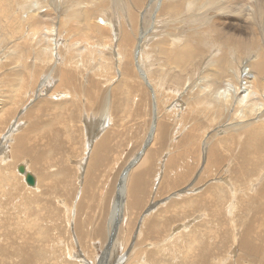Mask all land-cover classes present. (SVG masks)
I'll return each instance as SVG.
<instances>
[{"label": "bare ground", "instance_id": "6f19581e", "mask_svg": "<svg viewBox=\"0 0 264 264\" xmlns=\"http://www.w3.org/2000/svg\"><path fill=\"white\" fill-rule=\"evenodd\" d=\"M131 3H134V7L133 5H131ZM111 7L113 9L115 7V10L117 7L119 9V12L117 11L113 12V10L110 11L112 9ZM137 8H139L140 10H138ZM109 11L110 13L113 12L116 15V17L119 16L120 18L117 19L116 21L111 20L106 15L109 13ZM113 18H115V16ZM1 27H5V28L9 27L10 28L9 30L13 32V34L9 36L1 37L0 41L2 44L3 42L6 43L7 39L14 38L15 35H19L20 38L19 40L15 42L12 40L14 42L13 45H10V47H6L7 49H4V52L0 51V59L5 60L7 57H9L12 60V62L15 64L13 65L12 68H15V70L20 71L21 73L19 75H21L22 80L26 81L27 83L31 81L32 79L34 80V78H36L35 69L37 65H41V67L46 66L47 68H49L50 73L42 77L43 78L42 82H40L41 86L39 87L38 85V88L34 92L35 93L34 95H36V97L38 98V97L45 96L46 94L47 95L49 94V98L51 97V98H55L54 100H58V103L56 104L55 107L60 111L59 114H62V116H64L63 117L64 121H61V122H65L67 125L68 124L70 125L68 120L70 119L73 120L76 117L73 115V111L71 110L72 107L71 108L68 107L69 106L68 104L70 102L69 98H74V99L76 98L79 101V103L80 102L81 103L77 105L76 103H73V104L75 105V107H79V105H81V107L84 110V108H86L88 104L86 100L84 99V97L88 96L90 99L89 103L92 102V99H93L92 94L97 88V85L94 86V88L92 89L88 86L90 77L87 78L85 85H82L84 83H81L78 85L77 83L78 80L76 81L77 77L82 75V76H85L86 78L87 77L86 75H88V73L90 72L93 73L94 70H95V74L102 72L100 76H103L106 72L105 70L107 69V66H105L107 64L103 62L105 61V59L108 61V59L112 60L114 57H116V62L119 66V69L121 67L122 68L124 67L128 75V72L130 71V66L127 65L126 62L131 63L132 57H133V62H134L133 68H135L134 70L135 73H138L140 78L143 80V83L146 86L148 84V86L152 89L154 98L150 94L151 105L149 104L150 106H152V110H151L152 120H151V124H149L150 129L148 130L149 133H148L146 144L144 146L145 148L143 147V149L139 151L136 157L133 160H131L129 166L121 173L122 175H120L121 182L119 181L117 192H116V194H118L117 200L115 204L113 205V208L109 216L110 218L108 220V235L106 234L107 235L106 241L108 244H107V248L105 252L107 256L105 258L103 257L100 260L99 264H102V263L111 264L112 262H113L112 264H242L244 262V261L242 262L243 257H248L250 259L249 261L245 263L250 262V264H264V258L262 257L260 258V255H259L260 253H264V245H263L264 232L262 231V228H264V180L261 178L263 180L262 184H260L261 186L258 189H255L257 181H259L260 177H262L263 174H261L260 172L261 174L260 177H258L259 173L258 175L250 176V174L252 173L250 171L254 170V168L256 167L258 168V166H260L261 163H264V50L263 49L260 50V48L257 45L258 42H264V0H0V28ZM133 34H136V37H134ZM149 42H152L151 45L152 44L154 45L150 49H149ZM249 42L250 44L252 42L257 43V44L253 43L255 44L254 50L251 48L252 45L251 46L247 45V47L250 46L249 49L253 50V51L251 50L252 52L251 51L250 52L251 53L254 52V55L249 53V55L247 54L249 57H243L244 55L240 54L239 52H241V50L244 52V50H246L245 49L246 47L245 45H243V43L249 44ZM91 44L94 46L93 49L88 48V45H91ZM233 47L236 49L235 51ZM158 48L162 50L163 52L160 53L159 55L156 53L155 55L164 56V58H166L165 56H167V60L169 61L168 64L161 63L163 62L162 60L159 61V58L157 59L152 55L153 53H155V51H158L157 50ZM218 48H221V49H218ZM261 48H263V46ZM212 49H218V50L217 52H214ZM236 51H239L238 54L235 53ZM247 51L249 52V50ZM107 53H108V57H107ZM111 55L114 57L112 58ZM96 59L99 60L98 64L96 63L95 67H91V64H93ZM143 59H147V61H149V63L151 64L150 66L148 65L149 69L151 70L150 75H148L147 71L144 69L145 67H143L144 64L146 65V63L143 62ZM196 59H201L203 62L201 61L202 63H200L196 61V62H193L192 64V60H196ZM135 61H137V64ZM15 62L17 63V65ZM122 62L126 64H124L123 66L121 65ZM158 63H159L158 66H160L161 64V70L158 69V71H160L161 73L160 74L161 77L158 79L161 80L162 78L161 82L166 80L167 78H170L172 82L174 80H176L177 82L184 80L185 88H184V91L182 90V93H184L185 91L186 92L188 91L187 94H189V90L190 91L194 90V92H196V95H198V97H190L193 94L191 92L189 96H183L186 92L183 95H178L182 93L181 92L180 93L171 92L172 90H168L169 87L165 86L167 88L166 89L165 87L161 86L162 85L161 82H158L157 84L155 77H154V74L157 75V73L156 72L154 73V71L152 72V67L155 68ZM173 65L174 67L176 65L179 69L177 70L175 68L176 70L174 72H172V70L170 69L164 70L165 68L162 70V68L165 66L172 68ZM192 68L197 71L195 72V75L197 77L189 76V72L190 70H192ZM39 70L40 69L38 68V71ZM115 70H117V68ZM195 70H193V72ZM176 71H180V72L183 71V73L186 72V76L184 75V77H182L183 76L181 75L182 72L181 73L179 72L178 74ZM43 72L41 73L42 75L44 74ZM123 73L121 74L122 76H123ZM41 74H40V77H41ZM36 75H38V72ZM157 77H159V75H157ZM53 78H56L58 82L60 81L59 85L58 86L56 85L55 90L52 85H54L55 84L54 82L57 80ZM187 79L191 81V84H194L193 87L187 84L188 83ZM10 80H8V82H10ZM134 82L136 83L135 80ZM123 83L124 82H122V84ZM159 83L161 84L159 85ZM164 84L165 82H163V85ZM127 86L128 84H126L125 87ZM49 90L52 93L51 92L48 93ZM114 90H117V89H115L114 87ZM11 91L12 93L16 92V89L13 88ZM112 92L113 90L111 92L110 91L107 92L106 94H102L101 95L102 102L99 104V106L101 107L100 114L102 113L103 117H105V119L103 120L105 124L103 125V122H102V125H103L102 129H100L99 127V130L104 131L103 134L108 130L107 125H110L109 122H111L110 120H112L111 118H113L112 113H115L114 111L116 110L115 105H113L114 102H113ZM65 98L67 99L68 104L63 103V99ZM125 98L127 97L125 96ZM192 101L194 103L196 102V108H197V109L195 108L196 110L194 109L196 113L194 111L192 113V114L195 113L194 116H190L193 110ZM29 102H31V100ZM1 104L2 103H0V105ZM26 104H29V103L27 102ZM163 104H165L166 107H164ZM3 105L6 106V104H3ZM4 106L0 107V114L3 113V111L5 110ZM27 106L28 105H25L21 113L17 114L16 119L14 120L13 124L11 125L10 128H8L9 129L8 133H6V135L1 133L5 136L4 139L2 140H4V142L6 141L5 142L6 144L3 145V141L0 140L1 141L0 143L1 145L0 146V161L1 162H7L9 160L7 151H9L8 145L12 139H14L15 142H17V144L21 146H25L23 145V142L26 143L28 141V139H26L27 140L26 142L24 141V138H25V136L23 135L24 133L20 134L19 136L17 135L21 131L20 129L22 128L21 127V124H22L21 117L23 116V113H25V111L28 110ZM186 107L188 108V110L186 109ZM121 110L122 109H120L119 112ZM180 111H181V114L179 113ZM172 112L176 115L179 114L178 118L173 117V120L177 122L178 126L183 124L184 122L183 120L186 119V118L184 119L185 115H189L188 119L190 120L191 118L197 120V123L195 125L192 124L193 129L191 133L194 134L193 136L194 140L191 142L193 143V145H191V148L194 149V146H195L194 143L200 141L198 158L199 160H201L202 158V163L200 162L201 164H204V163L206 164L205 171L207 172L209 170L208 168L212 167L215 169L216 168L221 169V171L224 170L225 172V175L223 177L222 175L219 176V178L222 177L220 179L222 182L221 184H219L221 188L219 189H222V192H223V195L220 196V198L218 199L219 201L214 203V201H212L211 198L207 196V193H206L205 198L207 201L212 202L213 205L216 206V208L218 205H220L219 208L216 209V211L217 213H221L224 216L226 215L225 214L226 213L225 204L227 200L226 202H223V201L227 197L230 198L229 200H232V199L234 200V201L232 200L234 203L228 204L229 206L227 210H228L229 215L232 217L231 219L232 228H233L232 233L235 234V235L233 234L234 241L233 242L231 241V242L234 243V245H238L237 247H241L242 248L241 251H243L242 254H237L238 255L237 259L234 257L233 258L228 257L229 254L227 255V252H224L226 248L222 250L221 245H219L217 242H216V245L218 244L217 249L214 246L215 245L214 238L216 237L215 239H217L218 242L220 241V243H222V239H224L223 236L227 234L226 231L223 233V236L222 234L219 235V233H216V234L214 233L215 234L214 238H212L213 236H210V238H212V240L214 241L213 242L214 244H210V243L207 244V241L203 239L206 233L200 232L201 234H198L197 232L191 230L189 225H185L182 227L178 226L175 231L171 232L170 236H167V234L165 233L167 231H162V228L165 225L164 223H166L165 222L166 219L163 222L160 220L159 221L157 220L155 221V224H153V221H152L150 225L152 229H149L150 232H147L146 235H144V237L142 238L141 243H138L137 239H139L143 235L142 224L144 223V221H146L145 218L151 212V210H154L157 208V205H153V206L151 205L152 207H150V209H148L147 212H145L143 217L140 218L141 220L139 222L140 228L138 232L136 233V236L138 237L136 240L131 237V234L123 235L122 237L120 236L119 229H120L121 224L124 222L125 211L126 209H129L127 208L128 207L127 205L128 195L131 193V191H129V185L131 184V182L132 183L136 182V185L138 186V184L141 183V180L144 179L143 175L145 174L147 170L143 171V169H145V165L147 164L148 160H150V158L153 156L151 153H149V148L150 146L153 147L152 144L157 136L160 135L163 139L166 138L167 133L170 129L166 119L169 115H172ZM92 113L93 112H91V114ZM10 115L12 114L10 113ZM110 115H111V118L108 119ZM97 117H99V114ZM56 118L58 117L56 116ZM100 119H102V116ZM106 122H108V124H106ZM203 122L207 124V126L202 127ZM62 124L60 125L62 126ZM66 124H65V127H66ZM61 126H58V127H61ZM178 126H177V129L179 130ZM24 127L25 126H23V128ZM48 127H49L48 130L51 129L50 126ZM184 127H186V123ZM54 128L56 127L54 126ZM54 128H52V130ZM32 131L31 132L33 134L37 131L36 126L33 125ZM196 131H199V132L201 131L200 132L201 134L200 133H199L200 135L197 134ZM46 132L49 133V131H46ZM58 133L59 131L57 132V134ZM177 134H178V131H177ZM196 134L197 136L195 137ZM66 136L65 138H67ZM102 136L100 139H102ZM188 137H187V140H189ZM69 141L71 140L69 139ZM87 142H88V145L86 147V151H88L87 148L88 147L90 148V146H91L90 149H92V146H94L97 143V140L95 138H91L90 140H87ZM181 143L182 142H180V144ZM188 143H190V141ZM51 144L52 143H50V145ZM196 145L198 146V143ZM102 146L104 145L102 144ZM188 146L186 147L188 148ZM41 147L44 148L43 146ZM167 147L169 146L167 145ZM22 148L23 147H21L20 149ZM63 148H66V146L65 147L63 146ZM224 149L230 150L231 154H228L227 151H225ZM180 150L182 151L181 148ZM17 151H18V148L17 150L14 148V150L11 151L13 155L12 158H14V161L15 160L18 161V158H19V154ZM46 151L47 150H45L44 153H46ZM49 152L51 151L49 150ZM52 154L49 156H52ZM168 158L169 157L166 156L164 159L165 163H167V161H170L168 168L171 169L174 166L176 167L175 165L176 159H173L174 158L173 156L170 157L169 159ZM164 160L160 164L162 165L159 170V174H158L160 179H162V176L165 170L168 171L164 163ZM35 161L37 162V160ZM227 161H229L230 165L233 166L232 171L229 170L228 168L229 166L228 167L222 166L221 168V164L223 165ZM232 161L234 162L232 163ZM92 163L94 165V162ZM229 163L227 165H229ZM21 164L25 166L26 171L24 174L19 172V169H18L19 165ZM185 164H188V163H185ZM30 165H31L30 162L29 163L26 162V164H24L23 162V163H19L17 165V168L15 167L18 170L17 172L20 173V174L18 173V175L20 176V178L18 179H21L22 181H24L26 180V173H31L36 179V185L35 186L27 185V187L30 190L37 191L39 192V194L41 193L43 195L45 194V192H42L45 189L44 188L45 185H43L44 189H41L40 184H39L40 180L31 171L32 168ZM235 165H237L236 168H235ZM12 167L13 166L11 165L8 166V168H12ZM180 167L178 169H180ZM134 170L136 171L134 172ZM235 171L238 174L237 178L236 176L232 177ZM0 172L2 174L3 173L5 174L6 171L5 169L0 168ZM257 172H259V169ZM208 173L206 174L209 175ZM228 173H230L231 175L227 176ZM4 174L2 176L0 174V177H3L2 179L5 181L9 177H7V175H4ZM12 175L13 174L10 175L11 179L13 177ZM77 178L79 177L77 176ZM8 180H6V183L9 185V183L7 182ZM240 181L245 182V185L241 186V184L239 183ZM158 182H160V180H158ZM12 183L13 185H15V189L18 192L19 189L16 188L18 186V183L13 180H12ZM21 186H23V184ZM156 186L157 185H155L154 187ZM183 187L184 186H182V188ZM247 191L252 193V195L250 196L246 194ZM188 192H191V191H188ZM18 193H19L18 194L19 196L25 197L26 195H28L26 191L24 190L23 192L19 191ZM39 194H37L38 198H39L38 196ZM154 194H155V191L153 192V195ZM176 194L177 193H175V196ZM199 195H203V194H199ZM76 198L78 199L80 198V196ZM153 198H155V195L153 196ZM33 199L35 200L36 198L34 197ZM191 199L193 198L191 197ZM191 199L189 197L190 201ZM26 201H28V198ZM187 201H188V198H187ZM247 201L250 202L251 204V208H250L251 211H249V217L247 218L249 219V223L247 222L248 223L246 227L247 229L244 231L245 234L244 235L242 234L241 236L239 233V231L241 230V227H239L240 230L238 229V227H236L237 222L235 223V218L233 217V215L236 212V210L239 209L238 203L240 205L243 204L244 206V203ZM25 203L26 202H24V204ZM136 203H137L136 204L137 206L140 205L139 201H137ZM254 203L259 204V208L254 209L252 207ZM134 205L135 204L132 202L131 206H134ZM181 206L186 207L187 210L191 209L189 208V206L184 205V204H182ZM0 207H4V205H0ZM76 207L77 206H75V208ZM38 208L39 207H36V209ZM173 208L174 207H172L171 209L172 211H173ZM9 211H5V214L9 213V215L0 217V264H78L79 262H81V264H95L94 262L89 260L85 254H84L85 258H83L82 257L83 252L77 253L75 252L76 250L74 251V253H72V251L65 252V250L63 251V249H60L59 247H57L60 244V242L50 241L51 236H48L45 221L39 220L37 215L34 216V218L37 217L38 220L31 219L32 220L31 221V220L26 219L22 221H15L13 219L15 210H13V212L12 211L9 212ZM157 212H158V209H157ZM204 213H209L210 215L213 214V212L210 210H205ZM33 214H36V212H33ZM163 215L165 217V215L167 214L165 213ZM30 216L31 215H29V218ZM234 216H236V214ZM160 217L162 218V216ZM154 219H156V216ZM239 219L242 220V217ZM116 220H118V222ZM181 220L182 219L179 218L178 216L177 218L171 219V221H176V223L183 221ZM48 222H50V220H48ZM31 224L35 225V227L40 226L39 227L40 231L36 232L35 230V233L32 232L30 228V226H32ZM222 227L221 229H223ZM179 230L181 231L179 232ZM44 233H46V235ZM207 233L209 234L208 231ZM101 234L102 233L100 232V234L98 235L101 236ZM211 234L213 235V233ZM151 240H155V243H153L154 241L151 242L155 244V246H151L150 248L149 247L145 248L141 246L138 248V246H140L141 244L145 245ZM134 241L136 243L135 246H133ZM124 242H126V248L129 249L128 252L126 254L124 253L125 255L119 257L117 260L114 259L115 262L112 261L114 257L113 252L115 248L120 247L122 244H124ZM207 250L211 252L205 255ZM235 251H230V252L236 253ZM72 258H74V260Z\"/></svg>", "mask_w": 264, "mask_h": 264}, {"label": "rangeland", "instance_id": "374dc122", "mask_svg": "<svg viewBox=\"0 0 264 264\" xmlns=\"http://www.w3.org/2000/svg\"><path fill=\"white\" fill-rule=\"evenodd\" d=\"M131 5H133V7H134V3H131ZM137 9L140 10L139 8H137ZM112 10H113V12L114 11L119 12V9L117 7H116V10L114 7V9L112 8L110 11H112ZM110 11L106 15L111 20L116 21L117 19L120 18L119 16L116 17V15L113 12L110 13ZM114 16H115V18H113ZM9 29H10L9 27L8 28L7 27L6 28L5 27L0 28V40H1L2 36L5 37V36H9V35L13 34V32ZM133 35H134V37H136V34H133ZM19 38H20L19 35H15L14 38L7 39L6 43L3 42V44H2L0 41V48H1L0 51L4 52V49H7L6 47H10V45H13V43L15 41L19 40ZM34 43H36V42H34ZM151 43L152 42H149V49L154 46L153 44L151 45ZM253 43H256V42H252L251 44H250V42H249V44L243 43V45H245V47H246L245 48L246 50H244L245 53L242 50H241L242 53L239 51H236L235 53L238 54V52H239L240 54L244 55L243 57H249L248 56L249 53H251L255 49V44H253ZM247 45H250V46L252 45L251 48L253 50L249 49L250 46L247 47ZM257 45L260 48V50L261 49L264 50V42H258ZM260 46L261 47L263 46V48H261ZM93 47L94 46L92 44L88 45V48L93 49ZM81 48H83V47H81ZM221 48H218V49H221ZM149 49H148V51H149ZM218 49H212V50L214 52H217ZM157 50L158 51H155V53H153L152 55L157 59L159 58V61L162 60L163 62H161V63L168 64L169 61L167 60V56H165L166 58H164V56H158L163 51L160 50L159 48ZM235 50L236 49L234 48V51ZM238 50H240V49H238ZM247 50H249V52ZM246 51H247V53H246ZM85 52H87V51H85ZM156 53L158 54L157 55L158 57L155 55ZM251 54L254 55V52ZM107 57H108V53H107ZM113 57L114 56H112V58ZM96 60L94 62L95 64L94 63L91 64V67H95L96 63L98 64L99 60L98 59H96ZM114 60H115V62H114ZM196 61H198L200 63L203 62L201 59H196V60H192V64H193V62H196ZM103 62L105 64H107V65L104 64L105 66H107V69L105 70L106 72L103 76H100L102 74V72L95 74V70H94L93 73L89 71L90 72V73H88L89 76L86 75L87 76L86 78H85V76L81 75V76H78L76 79V81L78 80L77 81L78 85L81 83H84L82 85H85L87 78L90 77L88 86L92 89V88H94V86L97 85V88L95 89V91L92 94V96H93L92 102L89 103L90 99L88 96L84 97V99L88 103L86 108H84V110L81 107V105H79V107H75V105L73 103H76V105L81 103V102L79 103V101L76 98L75 99L69 98V101H70L69 104H68L66 98L63 99V103L68 104L69 108L72 107L71 110L73 111V115L76 116L73 120H71V119L68 120L70 123V125L68 124L69 125L68 126L65 122H61V121H64L63 120L64 116H62V114H59L60 111L55 107L56 104L58 103V100H54L55 98H51V97L49 98V94L48 95L46 94L45 96L38 97V98L36 97V95H34L35 94L34 92L37 90L38 85H39V87L41 86L40 82H42V79H43L42 77L46 76L48 73H50L49 68L44 66L45 67V69H44L43 66L41 67V65H37V67L35 69V77L36 78L38 77V78L37 79L34 78V80L32 79L31 81H29L27 83L26 81L22 80V76L19 75L21 72L15 70V68H12L13 65H15V64L12 62V60L9 57H7L5 60L0 59V103H2L0 105V107L4 106L3 104H6V106H4L5 110L3 111V113L0 114V140L3 141V145L6 144L5 143L6 141L4 142V140H2V139H4V137H5L4 135H6V133H8V130H9L8 128H10L11 125L13 124L14 120L16 119L17 114L21 113V111L23 110L25 105H28L27 106L28 110H26L25 113H23V116L21 117L22 118L21 119V123H22L21 127L22 128H20V129L22 132L20 131V133L17 134L19 136L20 134L24 133L23 134L25 136L24 141L26 142L27 141L26 139H28V141L26 143H24L22 141L23 145H25V146H21V145H18L14 139H12L8 145L9 151H7L9 160L7 162H1L0 161V168L5 169L6 172H5V174L4 173L3 174L7 175V177H9L6 180L9 179L7 182L10 185L9 186L6 183V180L4 181L2 179L3 177H0V205H4V207H0V217H4L6 215H9V213L5 214V211L10 210L9 212H11V211L13 212V210H15V213L13 216L14 217L13 219L15 221H22V220H26V219L27 220H31V219L38 220V218H39V220H42V221L44 220L45 225L47 227L48 236L52 237V238L50 237V241H59L60 244L57 247H59L60 249H63V251L65 250V252L72 251V253H74L75 250H76L75 252H77V253L83 252L82 257L85 258V255H86V257L89 260H91L92 262H94L95 264H99L100 260L103 257L105 258L107 256L105 252H106V248H107V244H108L106 241V236L108 235V220L110 218L109 216H110V212L113 208V205L115 204V202L117 200L118 194H116V192H117V187H118L119 181L121 182L120 175H122L121 173L129 166L131 160H133L136 157V155L139 153V151H141L146 144V141L148 138V133H149L148 130L150 129L149 124H151V120H152V118H151L152 117V111H151L152 106H150L151 105L150 94L154 98L152 89L146 83L148 86V88H147V86L143 83V80L140 78L139 74L135 73V71H134L135 68H133L134 67L133 57H132L131 63L126 62L127 65L130 66V71L128 72V75H127L126 69L124 67L123 68L121 67L119 69V66L116 62V57H114L112 60L108 59V61L105 59V61H103ZM135 62L137 64V61H135ZM143 62L146 63V65L145 64L143 65V67H145L144 69L147 71L148 75H150L151 70L149 69V66L151 64L149 63V61H147V59H143ZM126 63L122 62L121 65L124 66V64H126ZM147 63H149V64H147ZM16 65H17V63H16ZM158 65H159V63L156 65V67H155L156 69L154 67H152V72L154 71V73L156 72L157 75H159V77H157V75L154 74V77H155L157 84H158V82H161V80H162V78H161V80L158 79L161 77V75H160L161 73H160V71H158V69L161 70V64H160V66H158ZM167 67L168 66L163 67L162 70L165 68L164 70L170 69V70H172V72H174L176 69L177 70L179 69L176 65H175V67H174V65L172 66L173 69L171 67H168V68ZM38 68L41 70V71L39 70L40 72L38 71ZM114 68L115 69L117 68V70H115ZM43 70H44V72H43ZM193 70H195V69L192 68V70H190L189 76L197 77L195 75V72H197V71L195 70L193 72ZM37 72H38V75H36ZM42 72L45 75L44 74L42 75L41 74ZM176 72L179 74L180 71H176ZM181 72H180L181 75H183L182 77H184V75L186 76V72H184V73H183V71H181ZM122 73H123V76L121 75ZM40 74H41V77H40ZM173 74H175V73H173ZM9 75H11V76H9ZM111 75H113V76H111ZM120 76H121V78H120ZM17 77H19L20 79ZM170 77H171V75H170ZM178 77H180V76H178ZM10 78H11V80H10ZM53 79H56V78H53ZM123 79H124V81H123ZM126 79H128L129 81ZM8 80H10V82H8ZM134 80L136 81V83L134 82ZM107 81H108V83H107ZM116 81H118V82H116ZM187 81H188V83L187 82L186 83L188 85H190L191 87H193L194 84H191V81H189L188 79H187ZM122 82L125 83V84L123 83L125 86H126V84H128V86L125 87L122 84ZM163 82H165L164 85H163ZM168 82H170V83H168ZM54 83H53L54 85H52V86L55 90L56 85L58 86L60 81L58 82V80H57ZM161 83H162L161 86L169 87L168 90H172L171 92H173V93H180V92L182 93V90L184 91V88H185L184 80H181L180 82L179 81L177 82L176 80H174L172 82L170 80V78H167L166 80L162 81ZM161 83H159V85ZM166 83H168L169 85ZM180 84H181V86H180ZM5 85H6V87H5ZM113 85H115V86H113ZM114 87L117 90H114ZM13 88L16 89V92L12 93L11 90ZM111 88L113 90V92H112L113 93V102H114L113 105H115L116 110L114 109L115 113H112L113 118H111V115L108 117V119L111 118L112 120H110L111 122H109L110 125H107L108 130L103 134L104 131L99 130V127H100V129H102V126L105 124V122L103 121L105 119V117H103L102 113L100 114L101 107L99 106V104L102 102L101 95L106 94L109 91L111 92L112 91ZM131 88H132V90H131ZM51 89H52V87H51ZM27 90H28V92H27ZM6 91H8V92H6ZM50 92L51 91L49 90L48 93H50ZM187 92L185 93L186 95L184 93L178 94V95L184 94L183 96H189V94L193 93L190 97H198V95H196V92H194V90L193 91L189 90V94H187ZM81 95H83V94H81ZM142 95H143V97L146 95L147 96L143 98ZM125 96L127 98H125ZM8 99H9V101H8ZM29 99L31 100V102H29L30 101ZM126 99H128V100H126ZM23 102H24V104H23ZM27 102L29 104H26ZM141 103H143V104H141ZM192 103H193L192 104L193 110H192L190 116H194V114L196 113L194 111V109L196 108V102L194 103L192 101ZM90 104H92V105H90ZM163 105H164V107H166L165 104H163ZM9 107H11V108H9ZM46 108H47V110H46ZM120 109H122L120 111L121 113L119 112ZM186 109L188 110L187 107H186ZM13 111L15 112V114ZM97 111H98V113H97ZM193 111L195 112L194 114H192ZM88 112H89V114H88ZM91 112H93V113L91 114ZM10 113L12 115H10ZM179 113L181 114V111ZM98 114H99L100 118L102 116V119L97 117ZM30 116H32V117L34 116L33 117L34 119ZM56 116L58 118H56ZM188 116L189 115H185L184 119L185 118L186 119L183 120L184 121L183 124L179 125V126H178L177 122H175V120H173V117L178 118L179 114L176 115L172 112V115H169L167 117L166 121L168 122L170 129L172 128L174 131L172 129L171 130L169 129L165 139H163L160 135L156 137L157 140L156 139L154 140V142L152 144L153 147L150 146V148H149V153H151L153 156L150 158V160H148L147 164L145 165V169H143V171L147 170L145 172V174L143 175L144 179L141 180V183L138 184V186L136 185V182H133V183L131 182V184L129 183L130 184L129 185V191H131V193L129 192L130 194L128 195V199H127V205H128L127 208H129V209H126V211H125L124 222L121 224L120 229H119L120 236L122 237L123 235L131 234V237L136 240L138 238L136 236V233L138 232V230L140 228V224H139V222L141 221L140 218L143 217L145 212H147V210L150 209V207H152L153 205H157V208L154 210H151V212L146 216V218H145L146 221H144V223L142 224L143 235L139 239H137L138 243H141V240L144 237V235H146L147 232H150L149 229H152V227H150L152 221H153V224H155V221H157V220L158 221L160 220L163 222L166 219L165 220L166 223H164L165 225L162 228V231H167V232H165L167 234V236H170L171 232L175 231L178 226L182 227L185 225H189L190 229L197 232L198 234H201L200 232L206 233L205 237L206 236L207 237L206 238L204 237L203 239L205 241H207V244L208 243H210V244L215 243L214 246L216 247V249H217V245L219 244V245H221L222 250H224V248H226V250L224 252H227V255L229 254L228 257H230V258L234 257L237 259V257H238L237 254H242L243 251H241V249H242L241 247H237L238 245H234V243H232L234 241L233 240V234L234 233H232L233 228H232V223H231L232 217L229 215L228 210H227L228 206H229L228 204L234 203L233 202L234 200L233 199H232L233 201L229 200L230 198L227 197L223 201V202H226V200H227V202L232 201L231 203L226 202V204H225V210H226L225 214L226 215L224 216L221 213H217V211H216V209H218L220 205H218L216 208V206H214L212 202L207 201L205 198L206 193H207V196H209V198H211V200L214 201V203L219 201L218 199L220 198V196L223 195L222 189H219V188H221L219 184H221V182H222L220 179L225 175V172H224V170L221 171V169H217V168L215 169V168H212L211 166H210L211 168H208L209 173H208V171L207 172L205 171L206 164L205 163L201 164L202 158H201V160H199V158H198L199 157L198 151H199L200 141L194 143L195 144L194 149L191 148V145H193V143H191V142L194 140L193 139L194 134L191 133L192 129H193L192 124L195 125L197 123V120L192 119V118L190 120V119H188L189 118ZM48 118H50L52 120H50ZM57 119H59V120H57ZM100 120H102V121H100ZM51 121H53V122H51ZM102 122H103V125H102ZM62 123L64 124V126ZM185 123H186V127H184ZM60 124H62V126ZM65 124H66V127H65ZM76 124L77 125L79 124L80 126L79 125L77 126ZM106 124H108V122H106ZM170 124L171 125L173 124L172 126L173 127L175 126V127L173 128ZM223 124H224V122H223ZM33 125L36 126V130H37L34 134L32 133L34 131V130L32 131ZM57 125L61 126V127H58ZM118 125H119V127H118ZM23 126H25V127L23 128ZM48 126H50L51 129L48 130V128H49ZM54 126L56 128H54ZM177 126L179 127V130L177 129ZM205 126H207V124H205L203 122L202 127H205ZM39 127H40V129H39ZM71 127H73V128H71ZM74 127H76V128H74ZM52 128H54V129L52 130ZM66 129H68V130H66ZM73 130H74V132H73ZM46 131H49V133ZM58 131H59V133L57 134ZM110 131H112V132H110ZM177 131H178V134H177ZM182 132H183V134H182ZM200 132L196 131L197 134H199ZM1 133H3L4 135ZM30 133H32L33 135ZM102 134H103V136H102ZM197 134L195 135V137L197 136ZM49 135L51 136V138ZM182 135H183V137H182ZM65 136L67 138H65ZM101 136H102L103 140L100 139ZM186 136L187 137L189 136L188 137L189 140H187ZM211 136H212V134H211ZM15 137H16V135H15ZM174 137H176V138H174ZM199 137H201V136H199ZM91 138H95L97 140V143L94 146H92L93 150L90 149L91 148V146H90V148L89 147L87 148L88 151H86V147H87L88 142H89V141L87 142V140H90ZM69 139L71 141H69ZM66 140H67V142H66ZM1 141H0V143H1ZM189 141H190V143H188ZM180 142H182V143L180 144ZM30 143L33 145L35 144V145L33 146ZM50 143H52V144L50 145ZM67 143H68V145H67ZM197 143H198V146L196 145ZM47 144H49V145H47ZM102 144L104 146H102ZM170 144H172V145H170ZM167 145L170 148L167 147ZM188 145H190V146H188ZM35 146H37V147H35ZM41 146H43L44 148H42ZM63 146L64 147L66 146V148H63ZM179 146L182 149V151L180 150ZM186 146H188L189 149ZM21 147H23L24 149L23 148L20 149ZM32 147H34V148H32ZM14 148L16 150L18 148V151H17L19 154L18 161L17 160L14 161V158H12L13 155H12L11 151H13ZM190 148H191V150H190ZM89 149H90V151H89ZM174 149H175V151L177 150L179 152H177V151L175 152ZM45 150H47L46 153H44ZM49 150L51 152H49ZM54 150H55V152H54ZM194 150H195V152H194ZM224 150L227 151L228 154H231L230 150H228V149H224ZM158 151H159V153H158ZM173 151H174V153H173ZM47 152H48V154H47ZM86 152H87V154H86ZM162 152H164V153H162ZM27 153H29V154H27ZM168 153H170L171 155ZM176 153H177V155H176ZM181 153H183V154H181ZM190 153H192V154L194 153L196 156L194 154L192 155ZM51 154H52V156H49ZM184 154H186V155H184ZM26 155H28V156H26ZM93 156H95V157H93ZM166 156H168L169 158L173 156L174 157L173 159H176L175 160L176 161L175 162L176 167L174 166L171 169L168 168L170 161H167V163H165L164 159ZM195 157H197V158H195ZM83 158H85L87 160H85ZM177 159H178V161H177ZM35 160H37V162ZM46 160H48V161H46ZM163 160H164V163H165L168 171L165 170V172L163 173L162 179H160L158 174H159V170L162 166L160 164L163 162ZM185 160L186 161L188 160V161L186 162ZM23 162H24V164H26V162H28V163L30 162V164H31L30 166L32 168L31 171L40 180L39 184H40L41 189L45 188L44 191H42V192H45V194L42 195L41 193L39 194V192H37V191L30 190L27 187L28 184H27V182H25L26 180L22 181L21 179H18V178H20V176L18 175L19 172H17L18 170L16 168H17V165L19 163H23ZM92 162H94V165ZM227 162L229 163V161H227ZM227 162L224 163L223 165L221 164V168H222V166H225V167L229 166L228 167L229 170L232 171L233 166L230 165V163H229V165H227L228 164ZM233 162L234 161H232V163ZM185 163H188V164H185ZM9 165H11L13 167L8 168ZM180 165H181V167H180ZM202 165H204V166H202ZM263 165H264V163H261L260 166H258V168L256 167V168H254V170L250 171V172H252L250 174V176L251 175L252 176L258 175V173H259L258 177H260L261 174L264 175V168H263L264 166ZM75 166H77V167H75ZM81 167H82V169H81ZM179 167H180V169H178ZM236 167H237V165H235V168ZM44 168H46V169H44ZM137 169H139V168H137ZM258 169H259V172H257ZM136 170H134V172ZM171 170H172V172H171ZM192 171H193V173H192ZM260 172H261V174H260ZM206 173H208L209 175H207ZM211 173H212V175H211ZM0 174H1V176L3 175L1 172H0ZM9 174L10 175L13 174L12 176L15 178L12 177V179H11V176ZM40 174H42V175H40ZM176 174H177V176H176ZM231 174H232V172H231ZM231 174L228 173L227 176L228 175L230 176ZM221 175H222V177L219 178V176H221ZM237 175L238 174L235 171L233 173L232 177L236 176V178H237ZM263 175H262V177H260V179L262 178L264 180ZM38 176H40V177H38ZM77 176L80 179L77 178ZM132 176H133V174H132ZM166 177H167V179H166ZM212 177H214V178H212ZM47 178H49V179H47ZM260 179H259L260 182L257 181V184H256L257 187L255 186V189H258L261 186L260 184H262L263 180L262 179L260 180ZM12 180L16 181L18 183V186L16 188H18L20 192H23V190L26 191V193L28 194V195H26L27 197L18 195L19 191L17 192V190L15 189V185H13ZM158 180H160V182H158ZM79 181H80V183H79ZM237 181H239V180H237ZM21 182H22L23 186H21L22 185ZM45 182L47 185L45 184ZM239 183L241 184V186L245 185V182H243V181H240ZM43 185H45L46 187L44 186V188H43ZM155 185H157V186L154 187ZM19 186H21V187H19ZM182 186H184L183 187L184 189L182 188ZM158 187H159V189H158ZM156 189H157V191H156ZM153 190L155 191V194H154L155 198H153V196H154ZM213 190H214V192H213ZM188 191H191V192H188ZM26 193H24V194H26ZM159 193H161V194H159ZM175 193H177L178 195L176 194V196H175ZM2 194H4V195H2ZM37 194H39L38 195L39 198L37 197ZM77 194H79V195H77ZM172 194H174V195H172ZM199 194H203V195H199ZM246 194H248L250 196L252 195V193H250L249 191H247ZM78 196H80V198L77 199L76 197H78ZM157 196H158V198H157ZM170 196H172V197H170ZM213 196L214 197L216 196L215 199ZM34 197L36 198L35 200L33 199ZM189 197H190V199H191V197L193 199H191V201H190ZM27 198H28V201H26ZM30 198H32V199H30ZM130 198H131V200H130ZM187 198H188V201H187ZM137 201H139V203H140V205H138V206L136 205ZM24 202H26V203L24 204ZM132 202L135 204L134 206H131ZM181 203L189 206V208H191L192 210L191 209L187 210L186 207H182ZM26 205L29 207H27ZM37 205H39V206H37ZM74 205L77 207L75 208ZM226 205H227V207H226ZM239 205L240 204L238 203L239 209L236 210V212L234 213V215L236 214V216L233 215V217L235 218V223L237 222L236 227H238L239 230H240L239 227H241V230L240 231L238 230V231H239L240 235L242 236V234L243 235L245 234L244 231L247 229L246 227H247V224L249 223V219H247V218L249 217V211H251V209H250L251 204H250V202L247 201L244 203V206H243V204H241L240 206ZM246 206H247V208H246ZM36 207H39V208L36 209ZM172 207H174L173 208L174 212L171 210ZM252 207L254 209H257V208H259V204L254 203L252 205ZM157 209H158V212H157ZM184 209H186V210H184ZM205 210H210L213 212V214L210 215L209 213H204ZM163 211H164V213H163ZM33 212H36V214H33ZM162 213L163 214L166 213L167 215H165V217H164V215ZM140 214H142V215H140ZM29 215H31L30 218H29ZM36 215L38 218L37 217L34 218V216H36ZM53 215H55V216H53ZM157 215L159 216V218ZM176 215L179 218H181L183 221L181 220L182 222H179V223H176V221H171L172 218H177ZM155 216H156V219H154ZM160 216H162V218ZM225 217H226V219H225ZM241 217H242L243 221L241 219H239ZM48 220H50V222H48ZM116 221L118 222V220H116ZM184 221H185V223H184ZM225 223H226V225H225ZM242 223H244V224H242ZM79 226L81 227V229ZM94 226L96 227V229ZM222 226H224V227H222ZM39 227L40 226L35 227V225L30 226L32 232H34V233H35V230H36V232L40 231ZM192 227H193V229H192ZM221 227L223 229H221ZM205 229L209 232V234L207 233V231ZM18 231H20V230H18ZM180 231L181 230H179V232ZM210 231H212V232H210ZM225 231L227 234L223 236V233ZM262 231L264 232V228H262ZM100 232L102 233L101 236L98 235V234H100ZM211 233H213V235ZM214 233L215 234L219 233V235L222 234V236L224 237V239H222V243H220V241L218 242V240L215 239L216 237L214 236L215 235ZM44 234L46 235V233H44ZM210 236H213L212 238L215 237L214 238L215 242L212 240V238H210ZM225 238H227V239H225ZM76 241H78V242H76ZM152 241H154L153 243H155V240H151L150 242L146 243L145 245L141 244L140 246H138V248L141 246L145 247V248L146 247L150 248L151 246H155V244L151 243ZM216 242L218 243L217 245H216ZM135 244L136 243L134 241L133 246H135ZM78 245H80V246H78ZM263 245H264V243H263ZM127 246H128V244H127ZM118 248H120V249H118ZM118 248H115V250L113 252L114 257H113L112 261H114V259L117 260L121 256H124L129 250L126 248V242H124V244H122ZM230 251H235L236 253H234V252L232 253ZM209 252H211V251L207 250L205 255H207V253H209ZM234 254L236 257L234 256ZM259 255H260V258L261 257L264 258V253H260ZM72 259L74 260V258H72ZM249 260L250 259L248 257H243L242 262L243 261L244 262L242 264H250V262L245 263ZM79 263L81 264V262H79ZM102 264H104V263H102Z\"/></svg>", "mask_w": 264, "mask_h": 264}, {"label": "water", "instance_id": "95a60500", "mask_svg": "<svg viewBox=\"0 0 264 264\" xmlns=\"http://www.w3.org/2000/svg\"><path fill=\"white\" fill-rule=\"evenodd\" d=\"M19 172H21V173H25V166L24 165H19ZM26 182H27V184L28 185H30V186H35L36 185V179H35V177L31 174V173H26Z\"/></svg>", "mask_w": 264, "mask_h": 264}]
</instances>
